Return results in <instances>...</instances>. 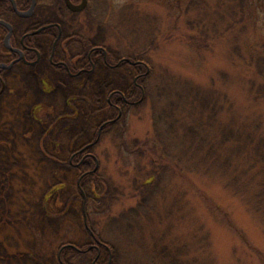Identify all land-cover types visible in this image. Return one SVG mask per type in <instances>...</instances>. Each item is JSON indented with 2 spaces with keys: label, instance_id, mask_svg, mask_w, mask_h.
I'll return each mask as SVG.
<instances>
[{
  "label": "rangeland",
  "instance_id": "1",
  "mask_svg": "<svg viewBox=\"0 0 264 264\" xmlns=\"http://www.w3.org/2000/svg\"><path fill=\"white\" fill-rule=\"evenodd\" d=\"M13 17L17 30L27 23ZM43 17L41 9L32 20ZM73 22L77 34L106 51L147 61V99L130 107L92 148L99 174L119 189L116 199L104 204L96 203L102 196L93 189L101 196L86 202L94 230L114 243L122 264L128 257L148 261L160 245L176 264H264L263 224L248 197L226 186L229 172L199 164L206 147L190 152L181 132L157 138L153 122L163 104L180 99V121L203 123L196 140L215 141L218 119L222 125L233 119L252 128L257 122L261 139L254 137L236 158L244 159L243 165L253 160L257 142L256 152L264 155V0H89ZM50 39L35 35L40 56L29 63L10 61L0 40V63L11 64L0 69V226L5 225L0 264H57L60 243L95 244L76 190L79 172L66 160L70 151L93 141L110 116V91L126 92L135 80L129 64H110L103 56L71 77L50 63ZM197 92L219 95V115L213 118L206 109L201 116V107L195 113L185 109L188 95ZM186 113L191 116L185 118ZM241 130L249 133L246 126ZM28 155L40 163L38 183L31 187L56 185V190L43 203L31 200L35 216L25 232L8 204L21 181L17 168L23 172L22 157ZM97 258L105 263L102 247ZM161 261L152 264H166Z\"/></svg>",
  "mask_w": 264,
  "mask_h": 264
},
{
  "label": "trees",
  "instance_id": "2",
  "mask_svg": "<svg viewBox=\"0 0 264 264\" xmlns=\"http://www.w3.org/2000/svg\"><path fill=\"white\" fill-rule=\"evenodd\" d=\"M16 1L17 7L19 9L25 8L28 4V0ZM241 5L243 6V4ZM48 10L49 9L47 7L43 9L44 17L39 23L33 22L32 20V17L36 13L29 18H21V21H26L27 23L23 22L25 24L23 28L17 30L15 27L16 21L13 17L14 11L10 2L8 0H0V17L4 16L13 25L14 33L17 36L15 41L19 46H22L19 43V37L21 36V34L30 31L31 29H33L34 26L39 27L42 24L53 21L52 14L50 15L48 13ZM232 14L233 16L236 15V13ZM70 40L72 41V43L69 44V47L71 48L72 45H75L77 37H73ZM92 41L93 40L86 39L82 41L84 53L89 48L96 45V43ZM31 42L32 37L26 36L24 38L23 43L27 47H32ZM69 47L68 49L70 50ZM105 52V59L107 63L118 65L129 64L132 67V71L134 70L135 72V80L131 83L130 88L126 92H116L113 94H109L110 96L108 99L107 106L111 110L110 116L100 123L98 133L94 140L89 143H85L79 148L69 152V156L66 162L68 164L74 165L76 170H78L79 172L78 179L76 181V190L79 192L80 196L84 200V222L86 225V229L94 237L95 244H87L80 247L72 242L60 243L57 246V264H75L72 262L74 259H78L83 264L123 263L119 250H117V247L114 245V243L100 236L98 232L94 230L92 224L90 223V219L87 217L88 211L86 208V202L88 200L95 201L97 198H100L102 196V198L96 201V203L103 202L104 204L108 203L109 200L112 201L116 199L119 194V189L111 187V181L108 180V178H105L102 174H99L98 161L96 159V156L92 152V148L104 132L114 129V126L117 124V121L125 116L126 112L129 110L130 107L140 105L147 99L146 93L148 91L146 89L147 87H145L144 85L148 76L147 61L141 56L128 59L125 57H118L112 51L109 52L105 50ZM23 54L24 58L27 61L35 59V52L32 49H24ZM94 56H103V53L101 51L91 52V61ZM88 65H91L90 61ZM1 83L2 82L0 77V89ZM196 94L197 95H195L193 98H190V96L188 95L186 104L190 101L189 108H185L188 112L195 113L196 108L201 107L199 112L201 116H203L206 109L211 111L210 116L213 118L219 115L223 105V103L219 99V95L212 98L211 94L209 93L204 94L201 92H197ZM179 101L181 100L178 99L170 101L169 103H167L166 108L163 104L160 107L162 109H158L159 113L157 115H155L154 113V132L157 135V138H161L163 134H173L174 136H176L178 135V133L176 132H181L182 136L187 139V149L190 150V152L191 150H197L201 152L202 148L206 147V149L204 150L205 152L203 153L202 151V155H200L198 163L202 165L206 163H211L213 168L221 171L222 174H224V172H229L226 177V186H230L229 188L231 189V191L234 194L240 195L241 198L248 197V200H250V209L260 217L264 227V155H260L257 153L258 151H260L261 145H259V142H257V144L252 147L254 151L253 160L249 161L245 165H243L244 159L242 160L240 158H236L240 156L241 152L246 146H249L253 143L254 137H258L259 140L261 139V137L258 135L259 124L257 122H254L252 128L251 124L248 125L242 121L236 122L232 119L230 125L227 124L225 121H223L224 124L222 125V121L218 119L217 125L220 128H218L217 130V136L215 138V141L210 140V142L208 143L203 138L196 140L198 133L201 131L200 129H198L197 126H202L203 123L202 121L198 120L196 121L197 126H195L191 123L184 124L183 122H181L179 118V108L182 106V104ZM190 113H186L184 117L188 118L187 114L188 116H191ZM243 126H246L248 128L249 133H242L243 130H241V128ZM158 143L163 146V139L158 140ZM54 144L57 145L55 142ZM225 145L226 149H224ZM261 156H263L262 164H260L258 160V158H260ZM22 159L23 162L21 165H23V172H21V170L17 168V171H19L17 173L20 176L21 183H17V191L13 194L14 200H12V202L8 205L10 208V212L12 210L14 212H18L16 213L17 223L19 226L20 223H25V228L23 226L22 229L27 232L28 229L26 225L30 223L29 218L35 216L34 212L31 210V200L36 199V201L39 200L42 203L45 202V200H48L49 195L54 190H56V185L50 187L49 189L46 188V190L44 187H39L38 189L37 187L32 188V182L38 183V178L40 176V163H38L32 155L22 157ZM198 163H195V165H197ZM180 166L181 165L179 162L176 168L179 170V172H182L184 168ZM14 182L15 180H11V183ZM100 186L103 189H101ZM93 189H99V194L101 196H98ZM20 216L23 219H20ZM4 226L5 225L0 226V232H2V227ZM99 247H102L105 252V263H101V261L97 258ZM124 256H126V253H124ZM130 256H132L131 253ZM156 258L162 259L161 263L165 262L166 264H176V259L174 255L166 249V245H160L157 250H155L150 255L148 261H142L137 258L129 259V257L127 262L125 261V259L124 261L125 264H152V262Z\"/></svg>",
  "mask_w": 264,
  "mask_h": 264
},
{
  "label": "flooded vegetation",
  "instance_id": "3",
  "mask_svg": "<svg viewBox=\"0 0 264 264\" xmlns=\"http://www.w3.org/2000/svg\"><path fill=\"white\" fill-rule=\"evenodd\" d=\"M8 1L10 2L11 6H12L11 1L10 0H8ZM67 1H69L72 4H79L82 0H34V6H33L32 12L28 16H24V17L19 16L15 12V10L13 9V6H12L14 13L21 18H27V17L29 18V17L33 16L37 11H39L41 9L43 11V9L48 7V6L51 7L53 21H51L49 23L42 24L39 27L34 26L33 29H31L30 31L21 34V36L19 37V43L22 46H19L15 41L17 36L14 33L13 25L4 16H1L0 19L7 21L12 26V32H11V35L9 38V44L11 45V47L20 49L22 51V53H23L24 49L34 50V52H35V59L34 60H37L40 56V50L38 48H36V46H33V43L35 41V35H37V34L38 35L39 34L49 35L51 37V39H50L49 44H47V45H48V58H49L50 63H52L58 69L66 70L67 73L71 77H73V76H79L80 74H83L86 72V70H87L86 65H88L89 61L90 62L93 61V60L91 61V52L101 51L103 53L104 59H105L106 52H105L104 48L97 46V45H94L93 47L89 48L84 53V47H83L82 41L85 38H83L81 35L77 34L74 31L75 25H74L73 19H75L76 16H78L80 13H82L84 10H86V8L88 7L89 0H87L86 6L83 9L78 10V11L72 10L68 6ZM14 2H15V5L17 7V1L14 0ZM31 4H32V0H28V4L25 8L19 9L17 7V9L21 10V11L28 10L30 8ZM60 14H62V16ZM63 18L65 19V22H63L64 21ZM40 21L41 20H38L36 22L39 23ZM1 31L5 32L3 37L0 40H1L2 45L4 46L5 50L8 53V57H9L10 61L22 60V58H20L18 51L12 50V49L7 48L5 46L4 40H5V36L7 34V28L0 24V32ZM33 31H36V32L32 33ZM26 36L32 37V42H31L32 47H27L23 43L24 38ZM73 37H77L75 45H77L79 50L76 52H74L72 49L73 48L72 46H74V45H72V46L70 45L71 48L69 47V44L72 43V41L70 39ZM67 45L70 48V50L68 49ZM68 52H69V55H68ZM23 57H24V54H23ZM84 57L86 58V60H84ZM99 57L94 56V59H98ZM28 62H32V60L28 61ZM116 92H120V91L114 89V90H111L109 94H111V93L113 94Z\"/></svg>",
  "mask_w": 264,
  "mask_h": 264
},
{
  "label": "water",
  "instance_id": "4",
  "mask_svg": "<svg viewBox=\"0 0 264 264\" xmlns=\"http://www.w3.org/2000/svg\"><path fill=\"white\" fill-rule=\"evenodd\" d=\"M10 1L12 3L13 9L15 10V12L19 16H23V17L24 16H28L33 10L34 0H32V4H31L30 8L28 10H25V11L18 10L16 5H15L14 0H10ZM86 3H87V0H82L79 4H72L69 1H67L68 6L74 11H76V10L78 11V10L83 9L86 6ZM0 24L7 28V34H6L5 40H4L5 46L7 48L12 49V50L18 51L19 55H20V58H23L22 51L20 49H18V48H12L11 45L9 44V38H10V35H11V32H12V26L7 21H5L3 19H0ZM34 32H36V31H33L32 33H34ZM9 65H11V64H9ZM9 65L4 64V63H0V68H6Z\"/></svg>",
  "mask_w": 264,
  "mask_h": 264
}]
</instances>
